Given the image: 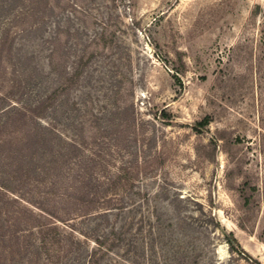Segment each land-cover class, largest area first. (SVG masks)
I'll return each mask as SVG.
<instances>
[{
  "label": "rangeland",
  "instance_id": "obj_1",
  "mask_svg": "<svg viewBox=\"0 0 264 264\" xmlns=\"http://www.w3.org/2000/svg\"><path fill=\"white\" fill-rule=\"evenodd\" d=\"M0 128L17 195L40 178L26 141L48 138L68 156L61 192H113L123 209L67 224L110 237L99 264H264V0H0ZM25 223L1 227L0 264H88L98 248L59 222L60 242L25 253Z\"/></svg>",
  "mask_w": 264,
  "mask_h": 264
},
{
  "label": "trees",
  "instance_id": "obj_2",
  "mask_svg": "<svg viewBox=\"0 0 264 264\" xmlns=\"http://www.w3.org/2000/svg\"><path fill=\"white\" fill-rule=\"evenodd\" d=\"M44 102H39L35 107H23L22 112L25 116H31L33 118H41V104ZM10 110V109H9ZM17 113V109L12 108L10 113ZM9 113V114H10ZM209 124V119L206 118L202 122L199 123L202 127H205ZM7 125V123H6ZM6 127V126H5ZM1 129V128H0ZM48 130L56 137L58 133L56 132L53 126L49 127ZM50 139H46L44 145L41 144L39 149L32 148V141L27 140L24 146L28 156H24L20 160V163H23V160H26L27 166L25 168V173L30 174L33 171H40L38 174V180L35 179L34 181L28 183L31 187L28 188V191L25 192L22 196L17 195L11 188L9 184L5 182H0V203L4 202L5 204L11 205V210L6 209L7 211V218L4 220L7 224H22L23 222L26 225V228L21 230V234L26 236V242L23 246L25 253H28V249L30 246H35L37 240H40L41 245L43 244L44 247H47L48 244L52 245L57 242H60V226L59 222L63 223L68 227L71 231L68 233L65 229L66 234H68L72 239L74 238L80 246L88 244L89 242L93 241L97 244L98 248H96L89 256L88 264H99V260L96 258L98 253H102L103 251L107 250V241L110 237H107L105 234H91L90 232H78L76 230L77 224H71V220H77L81 218H87L92 216L94 213H98L102 217H107L108 213H111L113 209H123L119 206V204L113 203L114 200L117 198L109 196L108 189L104 192L103 196H101L95 187L93 186L92 182H84L85 179L81 180H73L70 185L67 183L64 184V188L69 189L67 193V189L63 191L61 187V183L57 181V175L59 176L60 170L63 171L65 169L64 166L68 164V156L67 154L64 155L60 150H55V144L51 147H48L47 143H50ZM39 143V142H35ZM69 148H77L76 142L72 140V142H67ZM71 150V149H70ZM51 153V159L47 161L44 165H42L43 170L40 167H36L34 165L31 166L33 160H35L38 156L44 155L45 153ZM62 157V158H61ZM31 162V163H30ZM30 163V165H28ZM42 174V175H41ZM65 181L67 178H64ZM34 183V184H32ZM27 182L24 183L26 185ZM32 184V185H31ZM43 185V186H41ZM117 181L114 182L112 186V191L116 190ZM98 188V187H97ZM40 189L44 190V193H41L42 196L38 195L35 196L34 191ZM111 191V190H110ZM39 194V193H37ZM30 195V196H28ZM55 196H60L67 201V205L63 208H58L56 206ZM38 199V200H35ZM51 205V206H50ZM4 207V206H3ZM2 208H0V213L2 212ZM38 210V212H36ZM5 222H2L1 227H5ZM25 227V226H24ZM59 231V232H58ZM60 233V234H59ZM114 237L116 238V232L113 230ZM76 234H81L85 237V240L82 241L79 236ZM20 240V236L17 237ZM227 242L229 243L230 249L233 251H238L241 249L239 247V243L237 242L236 238L232 234L227 235ZM37 248L36 252L40 255L41 251ZM21 250V249H20ZM105 254V253H104Z\"/></svg>",
  "mask_w": 264,
  "mask_h": 264
}]
</instances>
